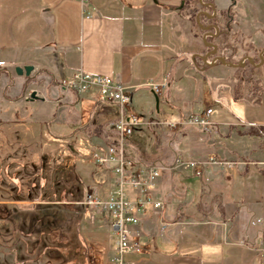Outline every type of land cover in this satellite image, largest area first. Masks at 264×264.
I'll return each instance as SVG.
<instances>
[{"label":"crops","instance_id":"1","mask_svg":"<svg viewBox=\"0 0 264 264\" xmlns=\"http://www.w3.org/2000/svg\"><path fill=\"white\" fill-rule=\"evenodd\" d=\"M211 27L219 34L206 39L217 45V53L207 57L213 47L204 36ZM244 27L258 36L254 51L264 45V0H0V124L46 125L61 141L85 136L95 152L114 145L120 106L103 101L97 89L70 88L68 80L82 70L130 87L129 108L171 144L161 167L141 163L160 168L153 192L163 207L140 216L135 228L149 250L127 254L129 264H264V215L255 216L257 208H264V120L230 113L237 67L205 63L216 55L240 63L229 45ZM262 52L254 53L258 64ZM26 65L34 66L30 75L14 72ZM150 83L166 85L158 95ZM207 84L220 115L212 103L200 105ZM33 91L38 99L29 98ZM263 94L264 87L260 100ZM256 98L239 100L258 104ZM207 107L213 108L211 127L203 134L192 126L165 131L149 120L157 114V122L180 121ZM83 146L75 153H93ZM211 157L231 164L190 165ZM187 172L199 177L200 186L195 179L181 181ZM87 175L93 183L85 185L99 196L113 190V171L98 166ZM99 213L97 219L109 230L108 245L98 242L108 264L114 240Z\"/></svg>","mask_w":264,"mask_h":264},{"label":"rangeland","instance_id":"2","mask_svg":"<svg viewBox=\"0 0 264 264\" xmlns=\"http://www.w3.org/2000/svg\"><path fill=\"white\" fill-rule=\"evenodd\" d=\"M256 37L253 28L244 27L243 32H237L236 43H230V51L237 53L236 58L241 62L247 55L254 60L257 53L264 52V45L254 51ZM257 41L256 38L255 44ZM249 71L248 68L245 73L236 70L234 76L235 91L239 88L245 100H249L250 93L257 95L254 89L257 82L264 87L263 71L253 72L251 82L247 81ZM205 89L201 107L208 101L220 115V105L216 104L208 84ZM257 102L235 100L228 108L230 113L242 119L254 115L264 120V94ZM251 107L253 111L248 110ZM156 115L149 120L157 122L159 117ZM146 122L142 119L139 128L126 138L123 151L126 157L139 164L161 167V160L172 147L169 142H164L157 127L151 129ZM197 131L203 134V131ZM51 136L46 125L40 129L36 123L0 124V264H106L105 248L99 247L98 242L108 245L105 232L109 230L97 219L101 218L100 211L83 203L88 193H96L95 188L87 187L93 183L87 173L99 166L93 164L97 148L91 149L85 136L63 141ZM52 139L54 141L49 142ZM81 144L93 153L83 154L84 150L75 153L76 146ZM119 144V140L114 143ZM80 173L85 183L81 181ZM181 177V181L187 183L195 179L200 186L199 177L191 176L190 172ZM12 198L14 202L10 201ZM255 211L256 217L261 213L264 215V208Z\"/></svg>","mask_w":264,"mask_h":264},{"label":"built area","instance_id":"3","mask_svg":"<svg viewBox=\"0 0 264 264\" xmlns=\"http://www.w3.org/2000/svg\"><path fill=\"white\" fill-rule=\"evenodd\" d=\"M86 1L82 0L84 3ZM212 59L213 57L211 60L206 58L205 63H212ZM67 84L78 92L97 89L103 101L113 102L120 106L119 117L114 122L120 144L101 148L93 156L94 163L114 172L116 176L114 188L106 197L90 192L83 203L94 211H100L111 226L114 249L109 256L108 264H129L126 260L127 254H139L149 250L141 242V230L135 227L139 226L142 214L150 209L163 207V202L157 199L153 192L161 170L154 165L139 164L124 154L123 144L126 138L138 129L142 122V117L129 108L132 102L130 87L110 76L92 74L82 70L74 73ZM149 85L153 92L159 95L166 83L162 85L150 83ZM212 113L213 108L207 107L204 111L192 113L180 121H158L155 124L160 125L165 131H172L182 126H192L207 132L211 127ZM207 164L228 166L231 163L215 157L190 162L193 168L198 165L204 167ZM196 173L201 174L200 171ZM92 218H94L93 215Z\"/></svg>","mask_w":264,"mask_h":264},{"label":"water","instance_id":"4","mask_svg":"<svg viewBox=\"0 0 264 264\" xmlns=\"http://www.w3.org/2000/svg\"><path fill=\"white\" fill-rule=\"evenodd\" d=\"M212 6H213V4H212ZM204 40H205L207 45H210V46L213 47V50L210 52V54L207 57H209L210 55H215L217 53V45L213 44V43H209L205 36H204ZM263 54H264V52L261 54V56H262L261 57V62L259 64H256L257 66H260V65L264 64ZM246 59H248L250 62H254L252 57H249V56L245 57L241 63H232V62H229V61L225 60L223 57L216 55V56L213 57V59H212L213 61H212V63H210V65H214L216 62L219 61V62H221L223 64L230 65V66H233V67H240V66H242L245 63ZM33 69H34V66H32V65H26L24 67L17 66L16 67V72L19 75H23L24 73L26 75H30ZM29 98L31 100H35V99H38L39 97H38L36 91H33Z\"/></svg>","mask_w":264,"mask_h":264},{"label":"trees","instance_id":"5","mask_svg":"<svg viewBox=\"0 0 264 264\" xmlns=\"http://www.w3.org/2000/svg\"><path fill=\"white\" fill-rule=\"evenodd\" d=\"M249 69L250 71V75H249V77H248V79H247V81H250L251 82V80H252V75H253V72L254 73H261V71H263V73H264V64H262V65H260V66H254V65H247V63L243 66V67H239V68H237V70H239L240 71V73H245V70L246 69ZM243 75V74H242ZM241 75V76H242ZM243 77V76H242ZM244 78V77H243ZM239 86V85H238ZM254 89H256L257 90V95H256V100L257 101H259L260 100V95H261V92H262V85L260 84V83H258L257 82V85L255 86V88ZM242 91L241 90H239V88H238V90H236V95H235V99L236 100H239V99H242L243 97H241L242 95H240V94H242L241 93ZM254 97V94H252V93H250V95H249V97ZM249 99V98H248Z\"/></svg>","mask_w":264,"mask_h":264},{"label":"flooded vegetation","instance_id":"6","mask_svg":"<svg viewBox=\"0 0 264 264\" xmlns=\"http://www.w3.org/2000/svg\"><path fill=\"white\" fill-rule=\"evenodd\" d=\"M203 0H201V2H202ZM205 4H207L206 3V1L204 2ZM212 4H213V2H210V5L212 6ZM193 15L194 16H198V12L199 11H197L196 9H193ZM211 16L212 17H216L217 16V13H216V11H212L211 13ZM224 14H225V16L227 17V15H230V9H228V10H225L224 11ZM211 29H213V30H211ZM207 33H206V38L208 39V37H212V36H216V35H218L219 34V31L218 30H215L214 29V27H211L210 28V30H208V31H206ZM246 61H248L247 63L248 64H250V65H254V64H252L248 59H246ZM258 64V63H257ZM254 66H257V65H254Z\"/></svg>","mask_w":264,"mask_h":264}]
</instances>
